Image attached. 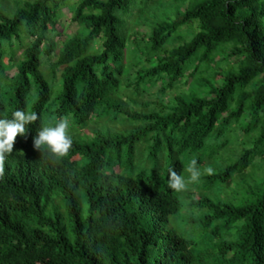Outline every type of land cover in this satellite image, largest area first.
Masks as SVG:
<instances>
[{
	"label": "trees",
	"instance_id": "1",
	"mask_svg": "<svg viewBox=\"0 0 264 264\" xmlns=\"http://www.w3.org/2000/svg\"><path fill=\"white\" fill-rule=\"evenodd\" d=\"M18 108L41 119L0 173V264H264V168L227 192L264 159V0H0V114ZM64 116L72 149L42 155ZM194 157L214 171L172 189ZM182 194L195 236L171 224Z\"/></svg>",
	"mask_w": 264,
	"mask_h": 264
},
{
	"label": "clouds",
	"instance_id": "2",
	"mask_svg": "<svg viewBox=\"0 0 264 264\" xmlns=\"http://www.w3.org/2000/svg\"><path fill=\"white\" fill-rule=\"evenodd\" d=\"M41 119L35 111L18 108L12 112L11 118L0 114V173L4 169V161L13 152L18 135L24 136L33 122ZM71 121L68 116L57 118L53 123L42 124L34 137V147L43 154L61 159L67 156L73 147ZM205 171L211 174L214 169L208 167ZM189 175L185 177L174 168L169 169V186L176 191L186 190L190 183L198 182L203 173L194 157L187 165Z\"/></svg>",
	"mask_w": 264,
	"mask_h": 264
},
{
	"label": "rangeland",
	"instance_id": "3",
	"mask_svg": "<svg viewBox=\"0 0 264 264\" xmlns=\"http://www.w3.org/2000/svg\"><path fill=\"white\" fill-rule=\"evenodd\" d=\"M75 1V0H74ZM162 4L164 6H166V2L162 1ZM176 10V6L173 4L171 5L170 8L168 9H160L157 5H155L154 7V11H175ZM64 16L61 18L60 21V33H61V38H57V40H59L60 42H62V40L65 39V37H69V36H73L78 30V26L77 24L72 20V10L65 8L64 11ZM163 13V12H162ZM147 30V28H143L142 29ZM138 70V68L133 69L132 72V76H134L135 71ZM188 89V86H181L180 90H186ZM55 96L53 97L52 100L55 99ZM249 118H243L238 127L240 128L241 126H244L245 124L248 123ZM86 134L90 135V133L88 132V130L85 131ZM206 154L208 155L209 152H206ZM234 155V150L232 151H223L222 154L220 155V158L218 160V166H223L224 164H226V162L228 161V159H230L232 156ZM260 164V171L258 169H256V166H252L249 170H247L246 172L237 175L235 178V184H234V188L233 189H229L227 190L228 195L231 197V199L237 200L239 202L245 201L248 197L246 196V192L248 191V189L255 185L256 183L260 182L263 176V171L262 168H264V159H259L258 161H256V163ZM206 167L201 169L203 175L206 174L207 172L205 171ZM202 175V176H203ZM182 201H183V207L182 210L179 214L172 216L171 218V224L172 226L176 229V231L179 234L184 233L185 231L189 232L191 234V236H195L197 230L195 228H192L191 226H189V222L190 220H192L190 214H192V207H190L188 205L189 203V199L187 197H185L184 194H182ZM196 210L199 211L198 207H193ZM52 211V208H50V212ZM186 233V232H185Z\"/></svg>",
	"mask_w": 264,
	"mask_h": 264
}]
</instances>
